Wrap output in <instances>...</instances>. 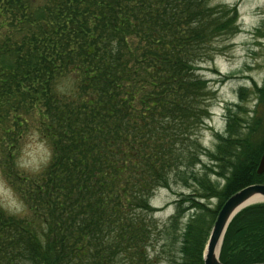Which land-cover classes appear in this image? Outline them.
Masks as SVG:
<instances>
[{"label": "trees", "instance_id": "trees-1", "mask_svg": "<svg viewBox=\"0 0 264 264\" xmlns=\"http://www.w3.org/2000/svg\"><path fill=\"white\" fill-rule=\"evenodd\" d=\"M209 3L0 0V124L33 115L51 149L33 178L3 155L28 216L0 215V264H152L155 233L175 246L174 264H203L224 202L264 185V133L254 135L264 128V81L259 112L227 107L214 148L200 142L215 93L196 65L238 31L235 8ZM172 183L191 191L159 226L149 201ZM213 198L215 209L202 203ZM218 259L264 263V204L232 219Z\"/></svg>", "mask_w": 264, "mask_h": 264}, {"label": "rangeland", "instance_id": "rangeland-1", "mask_svg": "<svg viewBox=\"0 0 264 264\" xmlns=\"http://www.w3.org/2000/svg\"><path fill=\"white\" fill-rule=\"evenodd\" d=\"M209 4L235 8V26H238L235 34L216 38L210 47V58L196 65V75L207 81L215 93L206 128L200 134L202 146L212 150L215 133L225 131L227 107L241 102L248 117L253 111H260L255 87L260 88L264 81V0H210ZM240 87L246 90L241 99L238 92ZM17 115L21 116L22 123L17 120L13 124V119L9 118L11 121L5 120L0 124V215L22 218L28 216L27 208L11 185L12 177L10 180L6 178L2 161L11 151L12 168L20 176L33 178L47 165L51 149L38 131L37 118L20 112ZM263 129L254 133L255 140L263 136ZM10 139H15V142ZM203 160L208 163L206 159ZM212 180L215 178L212 177ZM189 191L180 183H172L169 189L159 188L154 192L149 204L156 211L154 219L159 226L167 224L175 213V202L179 195L188 194ZM203 202L210 209H215L218 204L215 198ZM162 238V235L155 233L151 241L150 257L155 258L152 264H174L177 259L175 246L172 247L169 242L163 246Z\"/></svg>", "mask_w": 264, "mask_h": 264}, {"label": "water", "instance_id": "water-1", "mask_svg": "<svg viewBox=\"0 0 264 264\" xmlns=\"http://www.w3.org/2000/svg\"><path fill=\"white\" fill-rule=\"evenodd\" d=\"M263 173H264V151L259 159L256 168V175L259 176ZM254 196H259L264 199V185L256 184V185H250L244 187L241 190L234 193L224 202V204L222 205V207L220 208L219 212L215 217V220L210 228L207 240L205 242L202 253L203 264H221L219 262L218 256L214 255L215 246L219 242V240H221L220 243V247H221L222 240L228 225L239 212L255 204H264L263 201L242 207L244 203H246L249 199H251ZM258 264H264V263H258Z\"/></svg>", "mask_w": 264, "mask_h": 264}, {"label": "bare ground", "instance_id": "bare-ground-1", "mask_svg": "<svg viewBox=\"0 0 264 264\" xmlns=\"http://www.w3.org/2000/svg\"><path fill=\"white\" fill-rule=\"evenodd\" d=\"M264 199L259 197V196H254L251 199H249L246 203H244L242 205V207L250 205V204H254V203H259V202H263ZM220 243L221 240H219V242L216 244L215 249H214V255L215 256H219V251H220Z\"/></svg>", "mask_w": 264, "mask_h": 264}]
</instances>
